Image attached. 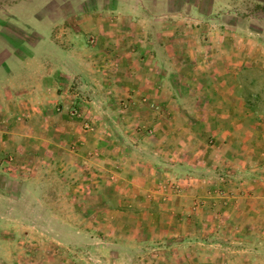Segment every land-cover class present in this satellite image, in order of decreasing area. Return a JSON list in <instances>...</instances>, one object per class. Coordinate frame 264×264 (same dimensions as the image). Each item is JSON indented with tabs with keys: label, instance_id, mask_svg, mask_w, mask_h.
<instances>
[{
	"label": "rangeland",
	"instance_id": "1",
	"mask_svg": "<svg viewBox=\"0 0 264 264\" xmlns=\"http://www.w3.org/2000/svg\"><path fill=\"white\" fill-rule=\"evenodd\" d=\"M133 3L0 0V264H230L231 254V264H264L263 235V241L255 232L238 235L226 224L229 216L221 200L230 191L224 186L225 179L233 174L240 182L256 173L263 162L251 159L248 150L256 138H262L259 133L264 134L259 129L264 127L260 123L264 121V33L258 41L254 39L255 32L264 31V0H236L232 17H224L242 28L241 32L246 30L241 37L250 44L258 42L263 51L254 52L253 59L227 82L236 96L233 109L228 107L232 103L219 99L211 111L198 109L202 95H179L174 100L176 90L196 88L190 81L165 82L163 89L169 95L163 99L118 91L131 82L123 81L122 72L116 78L118 64L110 61V51L99 48L96 26L112 23V9H126ZM202 7L206 9V3ZM106 40L103 37L101 44ZM72 51L79 58L64 62V52ZM245 52L237 49L233 56L239 58ZM97 55L102 58L100 63H92ZM82 57L89 64L81 63ZM134 85L138 88L133 83L130 90ZM53 110L65 115L63 124L72 122L82 133V138L58 146L61 150L56 153L47 146L56 138L51 132L55 119L47 114ZM232 119L245 124L234 135L240 140L229 149L220 145V135L209 134L212 127H225ZM190 123L193 130H188ZM93 134L106 143L102 158L96 154L99 147L88 148L85 143L86 138L93 142ZM163 134L170 144L161 152L154 140ZM192 138L201 141L196 145L199 149ZM263 149L258 152L264 158ZM228 153L235 157L231 168L223 158ZM147 163L169 173L160 183L163 197L187 185L190 178L176 175L179 170L202 175L200 179L213 188L191 203L185 221L179 223L161 198L128 192L129 171L145 168ZM227 168L231 175H225ZM206 204L216 205V211L205 213ZM152 212L163 215V221L173 218L172 228L177 234L184 228L186 242L167 238V227L156 224L151 225L150 239L146 230V235L139 236L132 224L144 215L146 220ZM195 213L210 215L190 229L187 223L198 219ZM245 235L252 241L242 240ZM195 252L199 255L194 256Z\"/></svg>",
	"mask_w": 264,
	"mask_h": 264
},
{
	"label": "crops",
	"instance_id": "2",
	"mask_svg": "<svg viewBox=\"0 0 264 264\" xmlns=\"http://www.w3.org/2000/svg\"><path fill=\"white\" fill-rule=\"evenodd\" d=\"M202 2L203 6L206 3V7L207 2L209 3L206 9H203L205 7H202ZM234 2L236 0H134V3L126 9H112V23L104 24L103 22L97 25L96 37L101 38L100 42L97 41V44H100L99 48L106 49V52L110 51L113 57L110 61H116V64H118V69L115 73L116 78L120 79L118 72H122L121 77L123 81H127L128 79L131 82L129 84L130 87H125V90L118 91L126 96H129L130 92L134 91L135 96L163 99L162 97H168L169 95V92L163 89L165 82L174 80L190 81L194 82V87L196 88L181 90L179 93L176 90L173 96L174 100H178L176 96L179 95H192L196 97L202 95L204 101L202 102L201 99L197 100L200 102L198 109L204 110L207 108L209 111L216 109L215 105L219 104V99L232 103L228 107L229 110L233 109L236 96L231 84L227 82L233 79L234 71L239 70L243 65H247L253 59L254 54L256 55L254 52L258 51L260 54L263 51V47H260L261 45L258 42L250 44L247 38L241 37L243 36V32H247L246 30L241 32L243 29L238 28L230 19L228 20L229 22L225 21L224 17L230 18L235 12L232 10ZM124 17L129 18V20L122 23L123 19H125ZM217 18L219 23L215 24ZM99 20L104 21L103 19ZM250 29L252 30V28ZM254 32V30L251 31L252 34ZM255 33L254 39L258 38L256 40L258 41L264 31H257ZM103 37L108 40H106L107 43L105 42L102 45ZM237 49L246 52L241 57L235 58L233 55ZM70 53L64 52V62H74L73 57L79 58L78 55L75 56L76 53L74 51ZM105 55L109 56L108 53ZM101 59V56L97 55L94 59H91V62L93 61L92 63L98 64ZM81 60V63H87L83 61V57ZM58 64L60 66L62 62L59 61ZM38 78L42 82V75H39ZM133 83L138 88L135 89L134 85V89L130 90ZM170 93L172 92L170 91ZM170 103L171 101L168 102V105ZM55 111L46 112L47 114H52L53 119H55L51 132L55 134L56 138L54 142L50 141L47 143V146L52 149L53 153L60 151L61 149L58 146L63 147L65 142H74L78 139V136L82 138L79 128L72 122H70V126L63 124L64 120L62 116L65 115ZM179 111L183 110L179 109ZM183 112L186 113L185 110ZM177 113L179 114V112ZM232 120L234 122L231 121L225 127H212V131L209 134L220 135L223 141L220 145L229 146V149L234 147L237 144L236 142L240 140L234 135H236V130L245 124L244 122H235V119ZM262 122L264 121L260 123ZM185 124L186 122L182 123V129L187 126ZM190 125L188 130H193V124L190 123ZM259 129H264V127L260 126ZM58 131H60V138H57ZM229 135L232 137L230 140L226 137ZM259 135L262 138L255 139L248 153L251 159L257 157V159H261L263 162L258 167L256 173H249V176L240 182L233 179L234 175L229 174L230 170L227 168L226 173L228 174L225 175H231L232 177L224 180V186L226 188L230 187V191L228 192V196L221 198V200L225 201L223 202L224 214L229 217L227 219L225 217L224 219L228 226L234 227L238 235L255 232L257 237L262 240L261 236L263 235L264 237V158L261 155L262 152H258V150L264 146V134L259 133ZM62 138H66L67 140L64 141ZM168 138L163 134L157 140H154V144L158 145L159 151L163 152L164 147L169 146L170 143L168 141L165 142ZM91 139H93V142L89 143L90 139L86 138L85 143L87 147H99L100 150L96 149V154L102 158L100 153H103L102 148H104L106 143L99 141L101 139L99 134H93ZM198 140L192 138L194 147H197L198 142L201 145V141ZM81 143L83 144L84 142ZM197 148L199 149L200 147ZM178 150L180 152L183 150L182 145ZM197 152L195 150V154ZM224 155H226L223 157L227 164L226 166H230L234 162L235 157L230 156L229 153ZM249 155L247 156L248 159ZM245 156L243 155V158ZM136 161V165H138L139 160ZM129 172L130 182L126 185L127 187L130 185V189L127 191H134L142 195H154V200L161 198L165 203L169 204L167 209L170 212L172 211L173 215L171 217L176 215L179 223L185 221L186 217L184 215L186 211L188 212L191 209V203L195 199L199 200L201 197H206L209 189L213 188L208 181L200 179L202 175L179 170L176 175L187 174L190 178L186 182L187 185L185 187L182 186L183 189H180V192H166L168 197H163L161 194L165 192H162L161 189L163 187L160 183H162V180L165 181V177L169 176L165 168L164 170H160L152 164L147 163L145 168L139 167L137 169L135 167L134 170ZM156 193L158 194L156 195ZM202 193L205 195L203 196ZM154 200L153 202H155ZM132 201L134 200L132 199ZM209 206L207 204L204 205V207H208L206 211L204 210L205 213H210L212 210L216 211L214 209L216 205L211 204ZM209 215L207 214V216L203 217L197 213L198 219L196 217L194 219L193 216L194 220L191 224L188 222L187 225L191 226L190 229H193V226H199V223L204 221L203 219H208ZM144 216L142 220L138 219L135 224H132L137 227L138 235H146L143 233L146 230L148 232L147 237L150 239L149 230H151L152 224H156L167 227V229H164L167 232V238L175 236L179 241L184 242L188 239V236H184V228L178 231V234L175 233V229L172 228V224L175 222L173 218L163 221V215L157 212H152L147 216L146 220ZM221 217V214L216 215L217 219ZM113 222L114 224H119L116 221ZM107 224L111 223L108 222ZM157 231L160 233L164 232L162 229H158ZM238 237L240 238V236ZM241 239L245 242L252 241L248 235L241 236ZM256 242L259 243V240H256ZM245 249V246H243L242 250ZM166 252H169V250L166 249ZM198 255L199 253H194V256ZM232 257L231 254V260ZM231 260H228L230 264ZM197 263L199 264L200 262ZM210 264L216 263L211 261Z\"/></svg>",
	"mask_w": 264,
	"mask_h": 264
}]
</instances>
